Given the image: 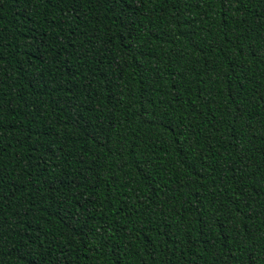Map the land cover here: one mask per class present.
<instances>
[{
	"label": "trees",
	"instance_id": "obj_1",
	"mask_svg": "<svg viewBox=\"0 0 264 264\" xmlns=\"http://www.w3.org/2000/svg\"><path fill=\"white\" fill-rule=\"evenodd\" d=\"M0 264H264V0H0Z\"/></svg>",
	"mask_w": 264,
	"mask_h": 264
}]
</instances>
